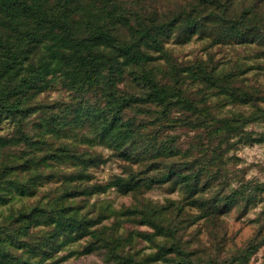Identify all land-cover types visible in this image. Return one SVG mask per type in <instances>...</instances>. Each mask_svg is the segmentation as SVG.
Segmentation results:
<instances>
[{
	"label": "trees",
	"instance_id": "trees-1",
	"mask_svg": "<svg viewBox=\"0 0 264 264\" xmlns=\"http://www.w3.org/2000/svg\"><path fill=\"white\" fill-rule=\"evenodd\" d=\"M91 1L0 0V121L7 117L13 123L11 135H0V199L13 186L34 193L39 179L54 175L64 178L59 187L43 192L44 203L38 200L22 205L0 220V264H56L62 257L47 258L86 233L92 238L87 248L104 250L110 264H148L167 254L174 255L170 264H202L180 242V227L164 215L168 205L158 207L142 200L124 213L138 216L135 222L153 227V233L143 232L146 238L153 240L157 233L173 238L159 244L154 253L141 257L126 254L125 240L115 232L105 227L91 228L100 217H89L87 211H81L82 203L75 197L91 193L98 185L72 184L74 178L87 176L86 167L100 162L102 157L78 150L61 140L59 132L66 129L68 116L80 123H97L99 134L109 137L126 157L147 164L135 173L131 171L129 177L117 179L116 184L123 190L139 192L164 178H179L186 196L196 194L199 177L205 173L206 179L214 176L206 165H215L216 172L221 170L218 155L224 143L230 144V134L242 131L245 122L264 118V107L247 115H216L207 104L204 90L198 91V98L185 94L182 72L205 87L220 90L233 102L253 101L252 93L232 86L230 75L218 73L216 67L202 59L183 66L171 64L162 71L152 63L149 50L164 51L162 39L175 29H184L185 33L200 30L204 14L209 13L226 19V36L233 34L264 45V26L256 24V4L227 17L226 0H196L193 6H180L167 13H160L152 0H94L95 8L88 6ZM116 23L126 24L130 37H120L113 27ZM38 46L43 48L36 54ZM127 74L141 85V94L120 85ZM49 75L62 79L73 99L51 103L37 99ZM153 104L158 108L156 114H145L153 116V123L164 120L171 124L172 108L185 111L189 117L182 115L179 122L172 124L198 127L203 132L201 138L216 142L212 148L216 159L205 160L199 167L189 160L168 159L178 150L172 146L175 135L165 141L158 132L142 131L138 124L136 128L133 125V119L145 106ZM36 111L41 121L36 126L29 125L26 119ZM244 137L253 138L251 133ZM65 162L77 165L76 171L65 174L60 165L56 167ZM157 165L165 171L149 175L152 173L148 171ZM260 187L258 183L243 184L227 195H200L194 200L202 213L210 214L228 207L239 196L245 198V205L253 202ZM175 208L179 211L181 206ZM39 222L52 227L33 231L31 228ZM254 246L256 243L250 242L236 258H242Z\"/></svg>",
	"mask_w": 264,
	"mask_h": 264
},
{
	"label": "rangeland",
	"instance_id": "rangeland-1",
	"mask_svg": "<svg viewBox=\"0 0 264 264\" xmlns=\"http://www.w3.org/2000/svg\"><path fill=\"white\" fill-rule=\"evenodd\" d=\"M152 1L160 13H167L180 6H193L196 3V0ZM225 3L227 5L224 15L227 17L237 15L241 10L255 3L256 24L264 26V0H226ZM88 6L95 8L94 0ZM205 13L208 11L205 10ZM204 15L200 30L185 33L184 29H175L164 36L162 39L164 51L149 50L150 55L153 56L152 63L165 71L171 64L183 66L196 59H202L216 67L218 73L230 75L232 86L252 93L253 101L233 102L220 90L205 87L204 83L192 80L186 71L182 72L185 94L191 98H198V91L204 90L208 96L207 104L216 115L225 116L233 112L247 115L264 107V45L254 39H241L233 34L226 36L224 33L227 21L224 17L210 13ZM113 27L120 37H130V30L126 24L116 23ZM41 48L43 47L38 46L36 54ZM120 85L135 93L141 94L143 91L141 85L129 74L124 77ZM36 97L51 103L71 100L73 93L57 75H49L46 85ZM156 109L158 108L154 104L146 105L144 111L138 114V118L133 119V125L136 128L138 124L142 131L149 129L152 133L158 132L165 141L171 138V135H175L174 144L169 143L178 150L174 157L168 156V159L189 160L196 167L216 159V155L212 152L216 142L213 140L209 142L206 137L201 138L203 132L198 127L181 125V123L172 124L179 122L182 115L188 116L185 111L172 108L169 112V122L172 123L165 124L164 120H161V124H158L159 121L153 123L150 120L153 116L145 115L148 113L155 115ZM67 119L66 129L59 132L61 140L73 144L80 151L98 153L102 157L100 162L86 167L87 176L73 179L72 185L80 184L88 187L93 184L98 185L91 193L76 196L75 200L82 203L81 211H87L89 217H100L91 228L105 227L107 231L115 232L124 238L126 254L133 253L141 257L154 253L159 244L173 240L172 237L159 233L154 234L153 240L146 238L143 232L153 233V227L148 223L135 222L139 219L138 216L135 218L124 214L143 200L158 207L168 205L164 209V215L171 217L172 223L180 227L177 232L180 242L193 251V256L202 264H264V118L245 122L242 131L230 134V144L224 143L218 155L221 157V170L216 172L215 165H206L214 176L206 179L207 173L202 174L197 188L199 191L192 196H186L183 182L179 178H164L160 183L144 187L139 192L121 189L116 184L117 179L129 177L131 171L135 173L138 169L145 168L147 164H140L132 161L133 158L126 157L109 137L99 134L97 123H80L71 116ZM26 120L29 125L36 126L41 121L39 111ZM12 131V121L4 117L0 121V135H11ZM245 133H251L252 140L244 137ZM193 139L194 142L191 143ZM137 146L138 144L133 148L136 149ZM57 165L64 169L65 174L75 172L77 167L69 162L57 163L56 167ZM48 168L50 169L46 167ZM163 171H165L163 167L157 165L148 172L152 173L149 174L152 176ZM63 179L57 175L41 178L34 193L11 187L6 191L5 197L0 199V220L9 211L22 205L29 206L38 200L44 203L46 197L43 196V192L59 187ZM257 183L261 187L256 191L255 200L248 202L247 205L245 198L239 196L228 204V207L204 214L198 202L194 200L200 195L210 196L214 193L227 195L243 184ZM175 206H181L180 210L177 211ZM174 214L176 218L172 216ZM51 227V224L39 222L31 229L43 232L50 230ZM91 239L90 233L83 234L68 241L53 254L52 258L47 256V259L62 257L56 264H110L106 260L104 250L96 247L87 248ZM250 242L256 243V246L250 247L249 252L243 254L242 258H236ZM173 256L167 254L162 259L153 260L148 264H170Z\"/></svg>",
	"mask_w": 264,
	"mask_h": 264
}]
</instances>
